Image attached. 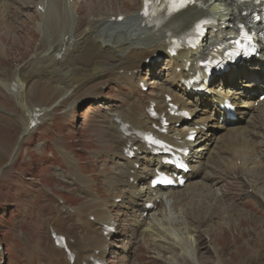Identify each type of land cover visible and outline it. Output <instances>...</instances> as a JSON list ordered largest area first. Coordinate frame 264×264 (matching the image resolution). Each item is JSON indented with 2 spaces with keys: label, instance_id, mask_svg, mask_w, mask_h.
Segmentation results:
<instances>
[{
  "label": "rangeland",
  "instance_id": "374dc122",
  "mask_svg": "<svg viewBox=\"0 0 264 264\" xmlns=\"http://www.w3.org/2000/svg\"><path fill=\"white\" fill-rule=\"evenodd\" d=\"M46 1L48 4L49 0ZM36 2L0 0L3 10V16L0 15V79L13 84L15 79L20 80L25 75L28 84L27 90L25 88L21 92L22 98L13 96L0 86V264L48 263L43 256L36 258L35 253L39 248L51 251L52 229L49 227L54 226V218L59 220L58 231L67 238L70 229L76 233L81 232L76 224L88 221L81 211L85 203H90V199L76 189L70 170L92 180V189L99 185V198L106 200L109 206L112 205L116 193L111 194L105 185L104 167H110L112 176L118 174V171L117 160L108 149L110 133L107 121L111 114L120 111L122 105L132 98L146 99L162 95L160 91L167 90L173 78V68L166 61V56H163L155 67L149 68V64L144 63L140 74L135 75L138 83L142 80L146 82L149 89L146 93L138 87L126 86L105 71L106 75H98L104 76L101 79L94 78L95 82L91 79L78 88L75 94L71 92L66 95L58 81L66 78L70 82L71 62L80 67L88 64L85 61L89 60L94 65L99 60L105 61L103 57L107 56L104 54L96 58L91 49L92 41L84 43V36L91 34L88 28L94 23V18L131 15L134 10L141 8L142 0H75L73 4L77 7V13L73 17L77 23L71 32L70 24L62 33L70 36L73 32L77 40L74 36L72 38L74 43H78L79 50L68 56L65 67L55 65L53 68L60 73L51 70L48 78L42 76L45 62L38 64L37 59L51 50V47L48 50V46L59 31L51 21L49 28H44V34H39L38 24H44L48 8L43 16L36 15ZM121 31L124 28L108 26L102 32L104 37L100 41L104 49L110 47L106 37ZM99 33L95 31L91 34L95 36L93 40H96ZM121 53L109 56L120 58V62L124 63L125 57L119 56ZM76 55L82 61L76 60ZM241 82L238 81V85ZM219 86L215 82V92L223 93ZM196 102L201 105L189 107L193 111V119H197L205 109L204 100ZM254 107L257 108V103ZM37 109L40 111V124L23 139L13 159L19 139ZM240 117L238 114L234 126ZM258 117L257 113L243 117L240 132L223 129L209 137L201 160V174L204 177L200 181L202 183L205 178L214 179L211 193L201 189L202 194L198 196L194 190H186L182 191L186 195L178 196L189 198L179 209L186 212L190 225L200 229V234L209 238L214 250L221 253L228 264H264V200L247 185L249 181H256V184L264 188V170L260 173L254 167V161L258 162L264 157V128H255L259 123ZM187 123L181 124L178 129L187 131ZM209 125L212 132L217 127L211 123ZM245 137L250 139L249 143L243 141ZM238 141L248 145L244 148L247 154L251 153L253 145L251 157L236 150L235 143ZM98 157L103 158L95 163ZM67 158L75 162L70 167ZM111 160L115 164L111 165ZM148 180L139 183L138 189L144 192ZM50 198H55L56 206L65 203L71 210L54 212L50 208ZM142 200L132 207L133 200L125 196L124 202L117 204V208H109L116 230L120 231L112 234L108 240V264H169L166 257L153 253L151 244L143 240L136 230L135 220L147 219L145 213L141 216ZM83 236L94 238L90 228ZM213 248H209L203 239L197 244V255L203 264L218 263ZM184 257L183 264H193L190 256Z\"/></svg>",
  "mask_w": 264,
  "mask_h": 264
},
{
  "label": "bare ground",
  "instance_id": "6f19581e",
  "mask_svg": "<svg viewBox=\"0 0 264 264\" xmlns=\"http://www.w3.org/2000/svg\"><path fill=\"white\" fill-rule=\"evenodd\" d=\"M202 1L206 8L204 14H201L195 9H188L181 13L176 19L179 23V32L189 29L203 16H210L218 22V25L215 26L217 32H210V35L207 37L206 41L203 42V46L198 53L190 51L181 52L178 57H171L168 49L172 36H168L165 32L156 34L151 29L145 27L143 25V19L140 16L141 8L139 10H134V13L131 15H118L117 17L125 16L123 22H112L113 15H104L105 17H95L96 19L94 18V23H91L88 28V32L90 31L91 34L95 31H100L101 34L99 33V35L96 36V40H93L95 36H91V34L90 36H84L83 40L84 43L92 41L91 49L93 51V56L96 58L104 54L107 55L103 57V60L105 61L99 60L93 65V63L88 60L85 61L88 64H82L80 67L71 62L70 67L72 78L70 82L66 78L62 81H58L61 90H63L66 95L71 92L73 95L77 92L76 90L78 88L82 87L88 81H91V79L95 82L96 80H94V78L101 79L104 77L98 75L105 74V71H107L106 74H112V77H115L114 79L125 83L126 86L135 88L138 86V81L135 79V75L140 74L142 65L146 63L147 60H150L149 68L155 67L160 57L167 56L166 61L173 68V78L172 81L168 83V89L160 91L162 95L159 94L156 97H149L146 99L132 98L122 105L120 111L110 115L109 120L107 121L110 133V145L108 149L109 153L113 155V158L117 160L116 170L118 171V174L112 176L111 169L108 165H105L104 172L106 174L105 185L108 187L111 194L116 193V196L113 198L114 201L116 199H122L123 203L125 196H128L133 200L134 204H132V207H134L137 201L145 199V201L142 200L144 203L141 210V216L147 211L144 208L147 203L150 202L154 204V208L149 211V217L146 220L141 218L135 220L136 230L140 233V237H142L143 240H147L149 245L151 244L150 248L154 251L153 253L156 255L159 253L166 257V261L169 264H183L182 261L185 260V255L190 256L193 264H203L200 256L197 255V252H199L197 244L202 239L208 243L209 248H213L212 243L209 242V238L202 236L200 234V229L192 227L187 220L186 212H183V209H179L180 205L184 201L189 200V198L178 197L179 195H186L182 192L186 190H194V192L198 193V196L202 194L201 189L211 193V186L214 183V179L205 178V182L202 180L201 183L200 181L204 177L201 174V167L203 165L201 160L204 158V148L206 144L209 143V137L214 135L216 131H222L223 129L228 132H240V124L243 117L252 113L259 114V126L258 124H254L255 128L257 130H262L264 128V102L258 101V93L264 91V60L253 59L248 63V67L246 65L247 62L243 65L236 64L231 68V72L228 75L221 77V84L219 87L224 94H220L218 91L215 92L214 85L217 79L211 83L210 92L214 93V95L209 97V99L205 101L206 103L203 104L205 109L202 114L197 119H192V121L187 124V127H189L190 130H194L199 134L196 144L190 145L186 143L184 138L187 136V132L177 129L174 126L176 123L181 122L180 119H172L167 116L172 123L167 135H159L152 130V124L154 122L150 120L148 114L150 105L155 103L157 106V112L161 114L166 113L168 103L166 102L165 97L167 96L172 98V103L174 105L179 106V110H185L190 116H192L193 111H191L189 107L196 108L200 106L201 103H195L198 96L195 95L194 89L189 91L188 87L184 84V81L191 78L192 73L196 74L198 70V60L203 58L206 51L215 43V41L223 43L227 37L234 33L236 22L246 21L249 18L248 15L242 16V13L244 11H249V9H243L230 0ZM73 2H69L68 0H49L48 4L46 0H37L36 2V15L43 16L45 9L48 8L44 24H38L39 34H44V28L46 27L48 29L51 21L59 31V34L51 39V45L48 46V50L50 47L51 50L49 52L46 51L48 53L44 54L42 56L43 58L41 57L37 59L38 64L41 62H45L44 64H46L42 69V76L45 78L50 77L51 70H54L55 73H60L53 67L55 65H58L61 68L65 67L68 56L72 52H77L79 50H77L78 43H74L72 38L74 36L73 32L72 34L70 33V36H64L62 33L70 24L72 25L70 29L71 32V30H73V25L77 23L73 17L74 14L77 13V7ZM61 3H63L64 8ZM39 7L44 11L41 12ZM0 15L1 17L3 16V10L1 7ZM134 23L135 25H133ZM108 26L119 29L124 28V31L115 33L114 36H107L106 40L110 42L108 43L110 47L104 49L105 47L100 40L104 37L102 32L105 31ZM74 39L77 40L75 36ZM112 44H114L113 47ZM59 46H63L64 48H58ZM120 52L122 53L119 56L125 57L124 63L120 62V58L118 59L109 56L113 53L117 54ZM85 57L88 56L86 55ZM75 58L78 61H82L81 58L77 59V55ZM113 59H115V61H113ZM240 80H242V82L238 85V81ZM26 82L27 78L23 75L20 80L15 79L13 85L10 81L5 82L0 79V86L8 90L12 95L16 94L15 97L22 98L21 92H23L25 88L27 90L28 87ZM140 82L145 84V81L143 80ZM13 89L17 92H12ZM224 98L232 99L234 104L238 106V113L241 117L236 126H234V122L226 120L228 119L226 113L224 115L217 109V105L222 103ZM256 102H258L257 108L254 107ZM210 123L217 126L213 132L211 129L212 127L209 125ZM125 127L128 128L125 129ZM136 132H152L158 135L160 139L168 141L169 143H174L175 140L181 138L184 146L191 147L192 157L189 160L191 172L186 175L187 182L182 190L173 189L171 191H165L160 188L156 191H151L149 189L150 181H148L144 188V192L143 190L138 189L137 184L146 182L149 177V179L153 178L156 170L162 169L163 165L161 164V158L155 157L153 151L141 143L140 139L135 135ZM243 141L249 143L250 139L245 137ZM244 142H236V150L240 152V154H246L251 157V153L254 151L253 145H251V153L247 154L245 153L244 148H247L248 145ZM128 148L137 149L135 158L131 159L125 154V151ZM64 156L66 157V154H64ZM102 158L103 157H98L95 163L99 162ZM66 160L69 167L75 163L69 158ZM110 164L112 165L115 163L111 160ZM137 166H139V169H137ZM254 167L258 168L260 173H263L264 157L258 162L254 161ZM70 176L77 186L76 189H79L90 199V203H85L81 211V214L87 218L88 221H81V224H76L77 229L81 230L80 233H76L74 229H70V234L67 239L68 248L71 249L72 253L75 255L74 263H72L70 257L63 249L55 246L53 240L51 242L52 248L50 252L47 249L39 248L37 253H35V257L40 258L43 256L47 258L48 263L46 264H94L93 260L102 261L105 264H108V240L112 238V234L104 236V226H115V224L112 223L109 207L117 208V206L115 202L113 203V200L111 206L106 203V200H100L99 185L94 186L92 189V180H89L86 176L76 174L73 170H70ZM132 181L133 183H131ZM255 182L249 181L247 182V185L250 186L249 189L255 191V194L259 198H263L264 200V188ZM214 196L217 198V194ZM222 196L225 197L224 193ZM51 200L52 203L50 204V208L54 212L58 211L59 213V211H70L65 203L56 206L55 198H52ZM91 217L94 218V221L90 220ZM58 221V219L54 218L52 221L54 226L49 227V229H52L56 234L58 233L57 235L64 236L63 233L58 231ZM89 228L94 234L93 239L85 238L83 236V233H87ZM119 231L120 230L118 229L116 232ZM96 252H98V254ZM212 252L217 257V264H228L223 259L221 253L214 250V248ZM57 254L62 255V257Z\"/></svg>",
  "mask_w": 264,
  "mask_h": 264
},
{
  "label": "snow or ice",
  "instance_id": "6c2138e0",
  "mask_svg": "<svg viewBox=\"0 0 264 264\" xmlns=\"http://www.w3.org/2000/svg\"><path fill=\"white\" fill-rule=\"evenodd\" d=\"M146 2H147V0H146ZM181 6H183V4L181 3ZM147 14V13H146Z\"/></svg>",
  "mask_w": 264,
  "mask_h": 264
}]
</instances>
